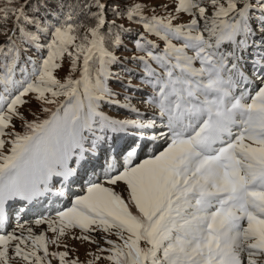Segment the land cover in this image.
<instances>
[{
	"label": "snow or ice",
	"instance_id": "1",
	"mask_svg": "<svg viewBox=\"0 0 264 264\" xmlns=\"http://www.w3.org/2000/svg\"><path fill=\"white\" fill-rule=\"evenodd\" d=\"M0 264H264V0H0Z\"/></svg>",
	"mask_w": 264,
	"mask_h": 264
},
{
	"label": "trees",
	"instance_id": "2",
	"mask_svg": "<svg viewBox=\"0 0 264 264\" xmlns=\"http://www.w3.org/2000/svg\"><path fill=\"white\" fill-rule=\"evenodd\" d=\"M124 55H127V53H124ZM115 87H117V88H118V85H116Z\"/></svg>",
	"mask_w": 264,
	"mask_h": 264
}]
</instances>
